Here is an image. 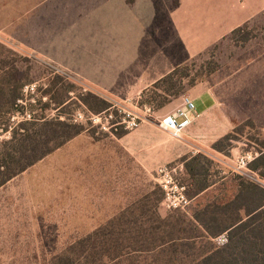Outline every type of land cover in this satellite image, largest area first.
Masks as SVG:
<instances>
[{
  "label": "crops",
  "instance_id": "0c3cea01",
  "mask_svg": "<svg viewBox=\"0 0 264 264\" xmlns=\"http://www.w3.org/2000/svg\"><path fill=\"white\" fill-rule=\"evenodd\" d=\"M252 24L264 28V0H0V33L112 99L142 98L175 70L213 53L218 68L189 91L196 115L181 139L147 122L116 135L112 148L98 143L109 150L103 169L115 178L114 195L132 178L137 184V169L154 177L178 164L194 206L246 192L247 183L233 179L241 147L228 155L214 145L240 118L264 130V39L243 46L231 40L236 29ZM162 94L163 116L186 96ZM78 136L66 144L85 140Z\"/></svg>",
  "mask_w": 264,
  "mask_h": 264
},
{
  "label": "rangeland",
  "instance_id": "374dc122",
  "mask_svg": "<svg viewBox=\"0 0 264 264\" xmlns=\"http://www.w3.org/2000/svg\"><path fill=\"white\" fill-rule=\"evenodd\" d=\"M250 29V41L264 39V28L252 24ZM0 44L12 51L6 53V60L15 61L17 77L22 79L24 88V109L22 114L12 113V126L33 117L72 122L77 112L99 114L106 109L114 113L116 123L123 115L110 109L112 100L139 113L143 104H150L153 111L147 115L149 121L143 123H156L164 115L159 108L167 100L163 91L189 96L194 84L218 68L212 53L182 66L172 79L150 89L142 98L120 100L100 95L85 83L73 80L65 68L21 46L10 35L0 33ZM5 76L2 74L1 78ZM102 102L106 103L105 109ZM200 108L198 104L197 109ZM252 116L256 121L261 112L256 110ZM238 120L232 148L264 152V130L251 120ZM1 121L7 125L6 119ZM73 124L85 128L78 136L85 140L56 149L0 188V264H192L209 246V240L196 239L202 233L201 222L216 231L239 215L238 211L227 209L226 204L255 205L260 199L246 191L240 201L232 200L237 195L233 192L218 203L170 211L164 205L165 195L157 174L145 177L140 169L136 171L137 184L132 178L131 186L122 187L121 193L114 195L115 178L103 169L104 154H109L106 148L114 147L111 141L116 135L129 131L124 126L106 131L91 121ZM7 139L8 133L0 135V140ZM103 142H107L106 148L98 144ZM232 148L225 153L229 155ZM211 164L207 163L210 167ZM238 177L246 186L254 185L238 174L233 179ZM176 179L185 183L180 173ZM217 237L211 239L214 246H218L214 241Z\"/></svg>",
  "mask_w": 264,
  "mask_h": 264
},
{
  "label": "trees",
  "instance_id": "16d2710c",
  "mask_svg": "<svg viewBox=\"0 0 264 264\" xmlns=\"http://www.w3.org/2000/svg\"><path fill=\"white\" fill-rule=\"evenodd\" d=\"M250 30L249 25L236 29L231 35L235 44L248 43L253 38ZM6 53L12 51L0 44V135H9V139L0 140V188L85 130L83 126L75 125L70 120L48 121L45 117H33V120L20 121L12 126L11 115L13 112L22 114L25 95L22 79L17 77L18 67L14 60H6ZM177 72L178 69L163 82L172 79ZM2 74L6 75L5 79L1 78ZM165 93L169 96L176 95L168 89ZM63 104L64 101L60 105ZM105 104L102 102V109L106 108ZM2 119H6L7 125L2 123ZM236 133L235 130L219 140L214 149L226 152L232 148ZM260 152L262 154L250 165V169L264 178V152ZM245 191L253 192L260 199L255 205L226 204L227 209L238 211L235 221L216 231L211 225L200 223L202 233L196 239L209 240V246L207 252L193 260L192 264H264V189L254 183L251 188L245 185ZM242 196V193L237 194L232 200L240 201ZM231 202L234 203L230 201V204ZM224 232L228 233L229 242L222 247L214 246L211 239Z\"/></svg>",
  "mask_w": 264,
  "mask_h": 264
},
{
  "label": "built area",
  "instance_id": "2783aa9c",
  "mask_svg": "<svg viewBox=\"0 0 264 264\" xmlns=\"http://www.w3.org/2000/svg\"><path fill=\"white\" fill-rule=\"evenodd\" d=\"M87 90V89H86ZM23 103V102H22ZM111 108L122 113L123 119L113 123L114 113L106 109L105 112L95 114L92 112L80 111L74 115L72 122L79 123L91 121L95 124H101L102 129L109 131L118 126H124L126 130L133 131L137 129L144 121H149L148 114L153 111L150 104H143V111L137 112L134 109L123 106L119 101H110ZM196 115V104L194 100L185 96L183 103L173 112L158 118L159 127L168 132L173 138L181 139L185 130L193 123ZM262 153L254 148L239 154L234 162V173L243 176L264 189V178H261L257 172L250 169V165ZM181 172L178 164H171L161 167L157 171V182L164 191V205L170 210H186L191 206L192 200L187 194V188L176 179ZM219 247L225 246L229 242L228 233L219 235L215 240Z\"/></svg>",
  "mask_w": 264,
  "mask_h": 264
}]
</instances>
